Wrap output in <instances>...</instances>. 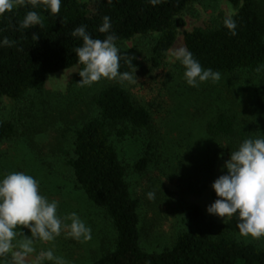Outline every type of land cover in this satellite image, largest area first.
<instances>
[{"label": "trees", "instance_id": "1", "mask_svg": "<svg viewBox=\"0 0 264 264\" xmlns=\"http://www.w3.org/2000/svg\"><path fill=\"white\" fill-rule=\"evenodd\" d=\"M195 1L161 0L153 6L150 0H61L59 13L53 14L44 0H38L35 8L31 0H23L0 14V42L9 41L0 43V98L20 101L41 91L48 74L79 64L74 50L82 40L71 32L81 25L93 39L113 35L115 44L141 37L149 46L151 65L159 67L176 40L179 15ZM228 1L237 7L231 18L235 35L225 23L194 28L184 33L185 47L204 69L220 74L264 73V9L255 0ZM28 11L37 12L39 24L22 26ZM105 16L111 28L101 33ZM118 54L119 72L131 74L139 65L137 56L126 48H119ZM79 80L77 74L74 83ZM91 102L94 112L74 128L63 165L75 187L109 220L113 240L85 264H264V243L238 238L227 224H204L203 212L195 204L184 218L189 227L163 246H145L140 199L132 193L128 171L132 167L138 174L145 172L157 144L143 140L131 166L120 146L153 131L154 106L138 102L118 82L99 89ZM16 128L13 120H0V142L13 139ZM205 132L225 139L228 157L244 139L264 136V128H243L236 115L224 108L213 111ZM42 163L54 166L50 161ZM213 163L207 155L206 169L210 171ZM0 264H11L8 252L0 255Z\"/></svg>", "mask_w": 264, "mask_h": 264}, {"label": "rangeland", "instance_id": "2", "mask_svg": "<svg viewBox=\"0 0 264 264\" xmlns=\"http://www.w3.org/2000/svg\"><path fill=\"white\" fill-rule=\"evenodd\" d=\"M255 1L264 9V0ZM236 11L237 7L228 0L192 3L179 15L176 40L159 67L151 65L149 46L141 37L115 44L118 49L131 50L139 60L130 78H102L90 85L76 84L74 77L83 67L76 64L48 74L41 91L30 92L20 101L0 98V120L11 119L17 125L13 139L0 142V177L18 171L34 177L40 194L49 201H57V215L62 221L61 233L51 241L34 237L28 228L18 226L8 252L11 264H37L40 253L49 250L65 264H85L103 247L111 245L113 230L109 220L75 187L63 164L74 128L94 112L91 97L116 82L123 84L138 102L154 106L153 131L120 146L131 166L143 140L157 144V152L145 172L138 174L132 167L128 171L132 193L140 199L145 246H163L179 230L189 227L184 218L194 204L203 212L204 224H227L238 238L264 243V236H241L235 217L223 223L222 218L206 212V207L217 199L211 185L226 171L223 165L229 157L225 139L210 137L205 132L206 121L218 108L230 110L243 128L263 129L264 73L220 74L218 81L191 87L184 80L183 66L173 55L186 48L184 33L194 28H216ZM207 155L214 161L210 171L204 166ZM42 161H50L54 166L46 167ZM149 192L154 193L152 198L148 197ZM73 212L91 229L90 239L74 238L63 227L71 223L68 217ZM25 238L31 240L30 253L21 247ZM43 263L55 264V260L44 259L40 264Z\"/></svg>", "mask_w": 264, "mask_h": 264}, {"label": "clouds", "instance_id": "3", "mask_svg": "<svg viewBox=\"0 0 264 264\" xmlns=\"http://www.w3.org/2000/svg\"><path fill=\"white\" fill-rule=\"evenodd\" d=\"M161 0H150L155 6ZM23 0H0V14L11 10ZM33 8L38 0H31ZM51 13L60 11L61 0H44ZM39 24V15L28 11L22 22L23 27ZM225 25L235 35L236 24L227 19ZM111 28L110 18L103 17L99 32L107 33ZM71 35L80 38L82 44L75 48L78 63L83 65L79 71L81 85H90L102 78H130L128 73H120L119 49L115 37L111 34L105 39H93L86 31V26L76 27ZM3 45L9 41L4 38ZM174 58L184 68L183 77L191 87H197L205 81H218L220 72L204 69L193 54L186 48L173 53ZM223 168L226 170L211 185L217 199L206 207V212L223 219V223L237 220L236 228L241 236L260 238L264 236V136L247 138L239 144ZM149 198L154 193L149 192ZM57 201L40 194L38 181L24 172H11L0 177V255L12 248V241L17 236L18 226L28 228L31 235L44 241H51L61 233L62 221L57 215ZM71 223L63 225L69 229V235L79 239L91 238V229L76 213L68 217ZM25 253L33 251L31 240L25 238L21 246ZM44 259L55 260V264H65L61 258L53 256L51 250L40 253L37 264Z\"/></svg>", "mask_w": 264, "mask_h": 264}]
</instances>
